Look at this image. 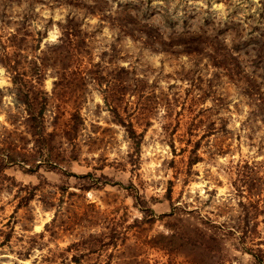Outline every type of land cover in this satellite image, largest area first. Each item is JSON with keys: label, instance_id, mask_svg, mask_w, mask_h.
<instances>
[{"label": "rangeland", "instance_id": "obj_1", "mask_svg": "<svg viewBox=\"0 0 264 264\" xmlns=\"http://www.w3.org/2000/svg\"><path fill=\"white\" fill-rule=\"evenodd\" d=\"M66 18L81 70L101 77L83 70L79 83L72 62L53 88V70L41 66L34 81L30 61ZM151 27L169 43L193 30L200 43L163 50L139 31ZM7 58L47 98L41 147ZM114 66L133 88L119 96L107 95ZM254 88L264 95V0H0V240L12 228L0 264H254L258 250L264 264V112L249 120L255 95L245 93ZM118 118L141 132L136 151Z\"/></svg>", "mask_w": 264, "mask_h": 264}, {"label": "trees", "instance_id": "obj_2", "mask_svg": "<svg viewBox=\"0 0 264 264\" xmlns=\"http://www.w3.org/2000/svg\"><path fill=\"white\" fill-rule=\"evenodd\" d=\"M118 13L126 15V17H128V19L130 20H126L125 18H121V20L119 21V26L120 27H126L128 25V21L129 24L130 22H135V17L133 15H131L129 12L124 11L123 9L117 10ZM71 19L66 18L65 21L62 24H58L59 26V36H57V40L55 42H53L51 45H46V48L44 51H42V55L40 57H38L41 61L36 62V60H31V68L30 71L31 73L33 72L35 75L32 76V79H34V81H36L39 78V71L41 66L43 65H48L54 72V79L52 80V86L53 88L58 86V85H62L63 83H61V79L62 76H65V67L68 65V63H75L73 64V66H71L68 69V73H70V75L74 78H78L77 80H79L78 82L81 83V79H83L84 77L82 76V72L83 70L85 71L84 74H88V73H92L91 75H88L87 77L90 79H98V76H100V74L97 71H100L98 68H86L84 65V69L81 70L80 68V52L82 51L81 48L78 46L80 43H82V41L79 39V36H77V33L79 32L78 28H77V24L75 22H70ZM143 27L147 26L146 24H142ZM122 29V28H121ZM133 28H131L130 31H132ZM151 31H146V30H142L140 28V32H142V34L150 40V42H154L157 41L159 42V45L161 47V49L165 50V48H162V44H172V45H179V44H185V45H191V49H196L194 48L196 43H200V39L199 36H197V34L193 31V30H188V31H180V32H173L171 34H169V36L167 37V40L170 41L166 42L165 40L161 39V32H159L158 30H156L155 28L153 29V27L149 28ZM174 38H176L175 40H173ZM12 41V40H11ZM204 43V42H202ZM16 45V44H15ZM188 47V46H186ZM191 49L188 50H184L186 52H190ZM6 53V52H5ZM2 61V60H1ZM3 65L5 66L6 70L7 68L8 73H9V78L10 81L12 83L13 86V94L15 95V99L18 100L17 102H22L24 105V109L26 111V118H25V127L27 129V132L30 134L31 136V142L33 147H38V146H42L43 141L46 139V135L49 136L50 131H45L44 128V121H43V109L44 106L47 103V98L45 95H39L38 97L35 95L37 92V87L34 85V83L32 82V80H27L25 78H23L22 73L20 71H16L14 69V66L9 59L7 58L6 62H2ZM95 65V64H92ZM97 67V66H96ZM93 69V70H92ZM112 72L110 73L109 77L112 79L113 81V87L112 90L110 91L111 93H108L107 95L109 96H114L115 94L118 96L123 94L126 90L131 91L133 88H131L132 86H130L129 84H124V85H120V83H123V81L126 80V78L123 76V74H127L126 72H128L127 69L123 68V67H112ZM77 74V75H76ZM95 74V76H94ZM93 75V76H92ZM101 77V76H100ZM132 78V77H131ZM134 79V78H133ZM116 82H119L116 85ZM119 85V86H118ZM73 90V89H72ZM41 92V90H39ZM120 93V94H119ZM247 95H255V97H253V109L249 110V117L248 119H252L254 120L256 115H260L264 112V95L261 93V91L257 88L252 89H246L245 92ZM74 95V94H73ZM117 99V98H116ZM119 99V98H118ZM115 105L111 106L112 109H114V107H116V103H114ZM74 117H78V113L77 112H71V119H73ZM118 117V116H117ZM120 118H118V122L120 124H122L125 128V133L127 135V137L130 139L131 145L134 149V151L137 150V148L139 147V143L141 140V132H137L135 131V129L133 128L132 124L129 121H124V120H119ZM73 127H75L73 124H71L70 129H72ZM67 131V132H66ZM69 130L66 129L65 130V134L67 135V137H70V133L68 132ZM32 148V147H31ZM4 153L1 152V148H0V170L1 167H3V160L5 158ZM193 159V158H192ZM188 160L189 162H192L194 160ZM4 163H7L4 161ZM29 170H25V171H30L33 170V168H27ZM263 190L264 192V186L262 188H260V191ZM12 228L10 227V230L8 232H4V237L0 240V244H2L4 241H6L8 239L9 234L11 233ZM85 243V242H84ZM71 245H74L73 242L70 243ZM68 244L65 249H67V247H71V245ZM76 244V243H75ZM247 250V249H246ZM249 251V250H248ZM250 254L252 255L253 259H254V264H263V254L261 252H251L249 251ZM71 257H74L71 256ZM73 259H76L75 257Z\"/></svg>", "mask_w": 264, "mask_h": 264}]
</instances>
